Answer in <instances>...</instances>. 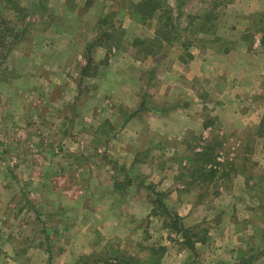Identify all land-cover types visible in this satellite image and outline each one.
Segmentation results:
<instances>
[{
	"label": "rangeland",
	"instance_id": "374dc122",
	"mask_svg": "<svg viewBox=\"0 0 264 264\" xmlns=\"http://www.w3.org/2000/svg\"><path fill=\"white\" fill-rule=\"evenodd\" d=\"M0 264H264V0H0Z\"/></svg>",
	"mask_w": 264,
	"mask_h": 264
},
{
	"label": "trees",
	"instance_id": "16d2710c",
	"mask_svg": "<svg viewBox=\"0 0 264 264\" xmlns=\"http://www.w3.org/2000/svg\"><path fill=\"white\" fill-rule=\"evenodd\" d=\"M128 182H129L128 184L131 185V181H128ZM123 186H124V185H123Z\"/></svg>",
	"mask_w": 264,
	"mask_h": 264
}]
</instances>
